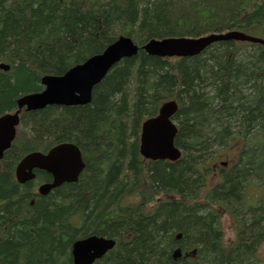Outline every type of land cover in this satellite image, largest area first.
<instances>
[{
	"label": "trees",
	"instance_id": "16d2710c",
	"mask_svg": "<svg viewBox=\"0 0 264 264\" xmlns=\"http://www.w3.org/2000/svg\"><path fill=\"white\" fill-rule=\"evenodd\" d=\"M231 30L264 39V0H0V63L10 68L0 71V116L42 91L44 75L65 74L117 37L139 46L93 88L88 105L21 115L0 161V264H72V243L87 236L116 242L95 264L256 260L264 196L252 204L247 193L264 189V46L217 42L184 59L140 49L152 38ZM169 99L179 106L172 120L182 158L144 162L141 123ZM60 143L81 152L76 183L40 196L47 173L16 182L24 155ZM221 150L235 151L236 163L216 172L210 166ZM223 213L233 223L229 241Z\"/></svg>",
	"mask_w": 264,
	"mask_h": 264
},
{
	"label": "water",
	"instance_id": "95a60500",
	"mask_svg": "<svg viewBox=\"0 0 264 264\" xmlns=\"http://www.w3.org/2000/svg\"><path fill=\"white\" fill-rule=\"evenodd\" d=\"M247 42L264 46V40L238 31L210 34L200 38L151 39L141 48L147 55L157 58H191L199 55L217 42ZM138 46L128 37L118 40L105 48L101 54L94 55L69 69L61 76L45 75L40 82L44 90L22 96L17 100L15 113L0 117V159L9 149L15 138L19 115L26 111L43 110L48 106H84L90 103L93 88L121 60L135 56ZM0 70L7 72L9 66L1 64ZM177 111L175 101H167L159 108L158 116L142 123L139 137V152L144 159L177 161L181 153L174 146L177 128L170 122ZM84 168L79 148L72 143H61L47 153L32 152L24 156L15 168V179L25 184L35 178L34 170L51 176V182L40 185L38 194L46 196L63 184L77 182ZM115 246V241L97 236L77 239L71 245L72 264H93Z\"/></svg>",
	"mask_w": 264,
	"mask_h": 264
},
{
	"label": "rangeland",
	"instance_id": "374dc122",
	"mask_svg": "<svg viewBox=\"0 0 264 264\" xmlns=\"http://www.w3.org/2000/svg\"><path fill=\"white\" fill-rule=\"evenodd\" d=\"M233 152V155L235 154V151H231ZM231 152H227V151H219L216 160L212 163V165L210 166L212 169H214L216 172H218L220 169L219 167L226 169V166H222L221 163H229L230 164V160L232 159V154ZM215 180H217L215 178ZM214 182V181H213ZM247 195L251 198L252 197V204L255 203V200L257 199V197H255L256 195H261V191L258 188H251L248 190ZM263 196V195H262ZM260 196V197H262ZM221 215V214H220ZM221 223H222V229H223V236L224 239L226 241H229L230 239H232L233 237V223L231 221V219L225 215V213H223L221 215ZM255 259L252 261V264H264V244H262L257 250H256V254H255Z\"/></svg>",
	"mask_w": 264,
	"mask_h": 264
},
{
	"label": "bare ground",
	"instance_id": "6f19581e",
	"mask_svg": "<svg viewBox=\"0 0 264 264\" xmlns=\"http://www.w3.org/2000/svg\"><path fill=\"white\" fill-rule=\"evenodd\" d=\"M201 54V53H200ZM174 58V57H173ZM1 64H4V63H0V65ZM69 71V70H68ZM99 84V83H98ZM22 98V97H21ZM21 98H19L18 100H20ZM49 107V106H48ZM25 111H26V108L24 107L23 108ZM35 111H37V110H35ZM26 112H32V111H26ZM158 116V113H157V115L155 116V117H153V118H156ZM174 117V115H172L171 116V118H170V122L172 123V124H174L175 126H176V124L173 122V120H172V118ZM151 119V118H150ZM177 127V126H176Z\"/></svg>",
	"mask_w": 264,
	"mask_h": 264
}]
</instances>
